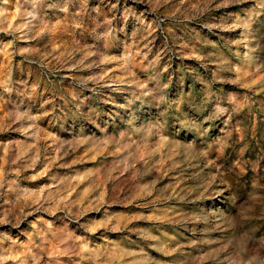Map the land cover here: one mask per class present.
<instances>
[{"label": "rangeland", "instance_id": "1", "mask_svg": "<svg viewBox=\"0 0 264 264\" xmlns=\"http://www.w3.org/2000/svg\"><path fill=\"white\" fill-rule=\"evenodd\" d=\"M0 264H264V0H0Z\"/></svg>", "mask_w": 264, "mask_h": 264}]
</instances>
